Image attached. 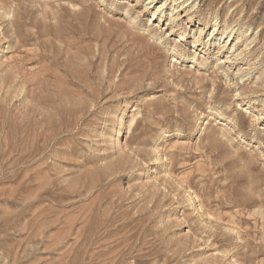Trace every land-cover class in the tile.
<instances>
[{
	"label": "rangeland",
	"instance_id": "374dc122",
	"mask_svg": "<svg viewBox=\"0 0 264 264\" xmlns=\"http://www.w3.org/2000/svg\"><path fill=\"white\" fill-rule=\"evenodd\" d=\"M0 264H264V0H0Z\"/></svg>",
	"mask_w": 264,
	"mask_h": 264
},
{
	"label": "bare ground",
	"instance_id": "6f19581e",
	"mask_svg": "<svg viewBox=\"0 0 264 264\" xmlns=\"http://www.w3.org/2000/svg\"><path fill=\"white\" fill-rule=\"evenodd\" d=\"M123 128H124V127H122V129L119 130L118 138L122 135V133H123Z\"/></svg>",
	"mask_w": 264,
	"mask_h": 264
}]
</instances>
